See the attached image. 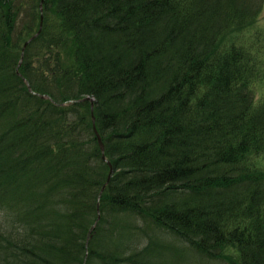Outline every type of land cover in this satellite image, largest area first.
<instances>
[{
    "label": "trees",
    "instance_id": "16d2710c",
    "mask_svg": "<svg viewBox=\"0 0 264 264\" xmlns=\"http://www.w3.org/2000/svg\"><path fill=\"white\" fill-rule=\"evenodd\" d=\"M39 3L0 0V264H264V0Z\"/></svg>",
    "mask_w": 264,
    "mask_h": 264
},
{
    "label": "water",
    "instance_id": "95a60500",
    "mask_svg": "<svg viewBox=\"0 0 264 264\" xmlns=\"http://www.w3.org/2000/svg\"><path fill=\"white\" fill-rule=\"evenodd\" d=\"M39 9L40 11L42 12V0H40V3H39ZM42 20H43V17H42V14L40 15V22H39V29L33 34L31 35L24 43H23V46L21 48V54H20V60L22 59V56H23V51L25 49V47L27 46V44L33 40L35 37L38 36V34L40 33V30H41V27H42ZM20 60H19V63H20ZM26 85H27V88L30 92H33L30 85L25 81ZM34 93V92H33ZM40 98H48V95L46 94H39V93H36ZM75 102H81V101H88L90 102V108H91V120H92V125H93V130H94V133L96 134V137H97V142H98V145L100 147V150H101V153H102V158L105 160V162L108 164L109 166V171L107 173V176H106V180L105 182L102 184V187L100 189V192H99V197L101 195V192L104 190V188L106 187V185L109 183L110 181V178H111V175H112V172H113V168H112V165L110 163V161L105 157L104 155V144L102 142V139L98 133V131L96 130V126H95V117L93 115V98L92 97H89V96H85V97H82L80 99H76L74 100ZM97 212H98V207H97ZM99 212L97 213V218L96 220L94 221V223L92 224V226L89 228L88 232H87V236H86V241H85V245H87L88 243V240L90 238V235H91V231L93 230V228L95 227L98 219H99ZM86 263V257H84V260L82 262V264H85Z\"/></svg>",
    "mask_w": 264,
    "mask_h": 264
},
{
    "label": "rangeland",
    "instance_id": "374dc122",
    "mask_svg": "<svg viewBox=\"0 0 264 264\" xmlns=\"http://www.w3.org/2000/svg\"><path fill=\"white\" fill-rule=\"evenodd\" d=\"M248 31H249L248 33L244 34L246 37H250V35H251L252 33H257V31H261L260 43H261L262 45H264V3H263V6H262V10H261V12H260L259 15H258V20H257V22H256L255 25H254L251 29H249ZM227 255H228V257H230L231 259H233V258H236V259H237V257H236L237 254L235 253L234 248L229 247V248H228Z\"/></svg>",
    "mask_w": 264,
    "mask_h": 264
}]
</instances>
